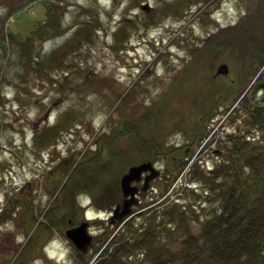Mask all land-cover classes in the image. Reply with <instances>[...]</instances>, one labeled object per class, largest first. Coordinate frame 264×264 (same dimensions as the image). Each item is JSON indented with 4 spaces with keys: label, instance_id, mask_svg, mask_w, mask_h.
Returning <instances> with one entry per match:
<instances>
[{
    "label": "rangeland",
    "instance_id": "rangeland-1",
    "mask_svg": "<svg viewBox=\"0 0 264 264\" xmlns=\"http://www.w3.org/2000/svg\"><path fill=\"white\" fill-rule=\"evenodd\" d=\"M263 65L264 0H0V264H207L191 238L219 187L203 176L226 132L264 137L247 116ZM146 158L159 174L109 223ZM84 214L86 253L64 234Z\"/></svg>",
    "mask_w": 264,
    "mask_h": 264
},
{
    "label": "trees",
    "instance_id": "trees-1",
    "mask_svg": "<svg viewBox=\"0 0 264 264\" xmlns=\"http://www.w3.org/2000/svg\"><path fill=\"white\" fill-rule=\"evenodd\" d=\"M262 70L252 85H259L264 91ZM255 105L251 106L247 116L262 127L264 99ZM246 109L249 108L246 106ZM232 130L226 132L224 137L227 146L230 141L233 148L216 164L217 177L211 179L203 176L205 184H215L218 179L219 192L215 194V200L219 199V203L211 208V214L203 224L202 219L196 216L201 233L198 237L193 235L191 239L194 246L203 247L200 259H205L207 264H264V137L254 138L241 127ZM245 169L247 172L244 174ZM211 193L212 186H208L205 198L208 202L213 199ZM184 207L183 211L176 207L180 225L187 224L189 220L186 215L191 205ZM156 224L150 225V228L154 229ZM144 231L147 232V228ZM201 235L202 239L198 241ZM193 261L200 264L197 256Z\"/></svg>",
    "mask_w": 264,
    "mask_h": 264
},
{
    "label": "water",
    "instance_id": "water-1",
    "mask_svg": "<svg viewBox=\"0 0 264 264\" xmlns=\"http://www.w3.org/2000/svg\"><path fill=\"white\" fill-rule=\"evenodd\" d=\"M147 2L141 4L142 7L147 8ZM216 72H227L226 63H220L216 68ZM143 171H147L144 175L143 189L147 187L148 180L158 174V170L155 169L151 161L143 160L139 163L130 165L125 172L122 173L119 179V185L122 190L123 198L120 203L116 204V207L112 215V223L120 222L127 214L131 212V205L137 203V197L135 196L138 186L133 183L141 179ZM86 222H82L80 225L69 227L65 230V233L74 244L82 249L86 250L87 246L91 244V235L86 230Z\"/></svg>",
    "mask_w": 264,
    "mask_h": 264
},
{
    "label": "flooded vegetation",
    "instance_id": "flooded-vegetation-1",
    "mask_svg": "<svg viewBox=\"0 0 264 264\" xmlns=\"http://www.w3.org/2000/svg\"><path fill=\"white\" fill-rule=\"evenodd\" d=\"M218 74H222V73H218V72H216V70H214V72H213V74L212 75H218ZM120 197H121V191H120ZM117 202V201H116ZM110 214V210H108V215ZM80 220V218L77 220V221H79ZM67 221H68V224H74V223H76L77 221H75L74 219H72V218H67Z\"/></svg>",
    "mask_w": 264,
    "mask_h": 264
}]
</instances>
